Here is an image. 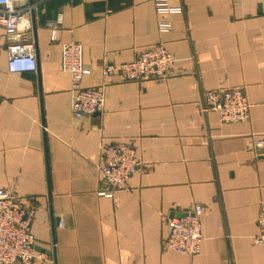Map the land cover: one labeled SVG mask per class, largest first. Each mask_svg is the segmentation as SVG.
Segmentation results:
<instances>
[{"label": "crops", "instance_id": "crops-1", "mask_svg": "<svg viewBox=\"0 0 264 264\" xmlns=\"http://www.w3.org/2000/svg\"><path fill=\"white\" fill-rule=\"evenodd\" d=\"M169 30L154 0H30L36 70L13 73L0 30V189L35 209L33 264H264L255 238L264 206V0H167ZM82 46L89 74L162 44L174 57L162 81L108 80L104 109L72 115L61 48ZM241 89L248 119L220 122L201 110L207 89ZM125 143L139 159L127 189L103 187L100 149ZM200 205V252L163 247L167 219Z\"/></svg>", "mask_w": 264, "mask_h": 264}, {"label": "built area", "instance_id": "built-area-1", "mask_svg": "<svg viewBox=\"0 0 264 264\" xmlns=\"http://www.w3.org/2000/svg\"><path fill=\"white\" fill-rule=\"evenodd\" d=\"M158 13V29L169 30L167 15L177 9L167 0H154ZM32 10L30 0H0V30L8 41L6 52L10 72L36 70L35 48L32 40ZM174 57L162 44H153L142 50L135 59L125 63L105 62L101 66L103 81L92 87L81 85V79L89 74L82 64V46L70 42L61 48V68L71 79L73 91L72 115L75 119L90 117L104 109L105 89L108 80L122 82L162 81L172 77ZM201 110L216 113L220 122L238 123L248 119L249 103L239 88L212 90L201 94ZM256 157L264 159V133L252 143ZM100 167L103 187L100 194L111 196L127 189L128 179L137 171L139 159L133 147L125 143L104 145L100 149ZM203 207L194 205L178 217L167 219V235L163 247L177 253L195 256L202 242L201 216ZM35 209L11 191L0 189V264H33L43 256L36 249L31 232ZM260 230L255 238L264 244V206L256 219Z\"/></svg>", "mask_w": 264, "mask_h": 264}]
</instances>
